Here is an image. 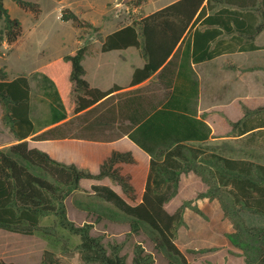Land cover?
Listing matches in <instances>:
<instances>
[{"label":"trees","instance_id":"obj_1","mask_svg":"<svg viewBox=\"0 0 264 264\" xmlns=\"http://www.w3.org/2000/svg\"><path fill=\"white\" fill-rule=\"evenodd\" d=\"M14 1L35 16L41 13L37 2ZM140 3L138 0L135 4ZM60 17L81 30L98 29L69 8H64ZM197 24L205 28L195 27ZM191 29L194 62L213 58L224 49L261 48L252 41L264 29V0H177L145 16L134 15L106 35L101 49L136 47L145 60L133 72L131 85L138 86L114 94L121 89L117 85L108 90L91 87L84 78L82 60L92 52L93 43L81 44L38 70L50 101L49 111L42 117L33 118L31 114L29 77L20 74L10 79L4 68L0 69L1 120L18 139L0 148V229L38 235L53 247L60 246L59 252L45 250L40 264H77L67 256L69 250L60 244L56 229L78 237L75 253L81 264H155L153 255L140 243L134 246L129 263L121 244H105L101 237L91 234V223L76 225L67 216L66 201L81 188L82 179L110 178L127 197L136 200L131 177L117 167L136 162L131 152L113 150L93 173L58 161L30 147L27 141L29 136L110 141L124 135L149 155L140 200L131 204L104 184H92L90 188L128 217L131 233L149 228L157 236V247L168 253V264H187L175 243L177 230L184 224L185 208L203 213L191 200L184 201L173 213L166 203L178 193L182 175L193 172L206 185L197 198L218 201L233 229L226 237L239 250L244 263L264 264V163L226 156L204 145L213 135L203 117L197 116L199 83L190 65L189 40L180 54V44ZM223 31L236 32L238 39L233 41L237 45L220 39ZM21 35L20 20L0 0V48L4 42H16ZM214 42L216 46L211 49ZM243 110L242 119L230 122L232 133L250 134L245 143L252 145L257 141L255 136L264 133V107L250 109L244 105ZM256 114L260 115L253 120L251 116ZM55 123L59 124L37 133ZM259 127L262 129L254 130ZM0 264L14 263L0 259Z\"/></svg>","mask_w":264,"mask_h":264},{"label":"rangeland","instance_id":"obj_2","mask_svg":"<svg viewBox=\"0 0 264 264\" xmlns=\"http://www.w3.org/2000/svg\"><path fill=\"white\" fill-rule=\"evenodd\" d=\"M30 1L40 5L41 13L37 17L30 10L19 6L14 0H4L10 14L20 20L23 31L18 41L19 45L6 44L4 45L5 50L2 48L0 50V67L6 65L10 76L30 68L29 63L18 65L17 58L19 56L25 57L27 54L35 53L29 60L34 66L42 56H44L43 61L48 60L47 54L50 52L52 43L59 42L58 39L68 38L71 34L80 43H98L105 31L129 22L134 15L142 16L148 12L142 0H140L141 8L135 4L138 0ZM64 8H69L82 18L89 20L99 30H80L75 28L71 22H61V11ZM63 43H65L64 40ZM72 46V44H67L63 47L64 54L71 52L69 50ZM135 50L133 47L127 49L125 52L127 62L137 63L138 56H136ZM115 56V54L110 55L109 59L113 62ZM89 57H96L100 63L102 61L101 64L103 65H99V68L108 70L109 77L118 76V81L121 84H125L126 79L131 76L128 75L127 77L129 63L121 69V66L105 65L103 61H105L106 56L91 55ZM258 61L264 65V51L260 53ZM84 62L85 67L89 65L88 60ZM36 71L30 73L33 89V116L42 117L48 111V104L42 100L41 77L37 75ZM91 76L92 69H90L89 78ZM260 80H264L263 70H261ZM234 136L209 139L204 145H209L215 150L218 149L226 156L256 158L257 161L264 163V140L260 145H251ZM11 138V132L2 123L0 116V147L4 146L5 142ZM74 165L83 170H91L76 163ZM106 181L129 203L134 204L140 200L142 189H135L137 199L132 200L111 179L107 178ZM86 185L84 182V186H81L66 201L67 216L71 221L76 225L91 223V234L101 237L105 244L111 242L121 244L122 253L127 256L129 263L133 256L134 246L140 243L146 252L153 255L155 264H168L170 257L164 249L157 247L156 234L147 227L142 228L139 233H131L128 217L112 202L96 195L89 184ZM205 189L206 185L193 172L183 174L178 193L166 203L167 210L173 213L184 201L191 200L192 204L197 205L203 213L201 215L191 208H185L183 213L184 224L177 230L175 243L187 258V264H245L239 250L232 246L226 237V233L233 229L230 221L224 216L218 201L197 198V194L205 191ZM97 214L101 218L98 219ZM55 235L60 244H64L68 248L67 256L71 257L77 264H81L75 253V245L79 242L78 237L58 229L55 230ZM45 250L59 252L60 246L53 247L46 239L38 235H24L0 229V259L14 264H40Z\"/></svg>","mask_w":264,"mask_h":264},{"label":"crops","instance_id":"obj_3","mask_svg":"<svg viewBox=\"0 0 264 264\" xmlns=\"http://www.w3.org/2000/svg\"><path fill=\"white\" fill-rule=\"evenodd\" d=\"M175 1L177 0H142L144 5L146 6V10L148 11L144 13L142 16L152 13L153 11H156ZM138 7L141 8L142 5L139 4ZM229 7L231 8L235 6H229ZM209 13L210 11L208 10L206 16ZM79 17L82 18L81 16ZM82 19H85V18H82ZM85 20L89 21L87 19ZM61 22L67 23L71 21L70 20L64 21L61 19ZM119 27L114 28L112 30L105 31L98 43L87 42V43H93V49H92V52L87 54L82 60V65L85 69L84 78L89 82L90 86L99 88L101 90H108L115 85L121 88L120 90L113 92L112 94L117 93L119 91H124V90L137 87L138 85H135V86L131 85L133 72L135 68L142 67L145 63V60L141 56L139 50L134 46H129L124 49H112L109 51H102L101 46H102L103 39L106 37V35L115 31ZM195 27H198L201 29L205 28L204 26L203 27L198 26V24ZM98 30L99 29H97L96 31ZM20 38L21 36L16 42L10 45L11 46L19 45L18 41L20 40ZM219 38L225 39L231 45H237V42L233 41L234 39L235 40L238 39L236 36V32L226 33L223 31V34ZM63 40L65 43H63ZM187 40H189V46H190L189 52L191 53L190 55L191 69L193 68L194 75L199 83V86H198L199 93H198V98H197V103H196L197 116L203 117L204 121L210 126L211 131H212L211 133L213 135V137H211L210 139H214L217 137L223 138L225 136L235 135L234 137L238 139H243L245 141L246 138L250 134L246 133L244 135H237L236 133H232V126L230 122L231 121L235 122L243 118L244 116L243 106L244 105L250 109H257L259 107H264V80H260L261 70L264 71V65L258 61V57L260 56V53L264 51V29L260 33H258L255 39L252 41L253 44L261 48L254 49V50H225L224 49L222 50V52H219L218 54H216L213 58L205 59V60L197 61V62L192 61V29L186 36L184 42L180 44L181 45L180 54H182V51H184V49L186 48L185 43ZM57 41L59 42L52 43L53 45L50 48V52L47 54V56L49 57L48 60L43 61L42 59L44 56H42L40 57L39 61L36 62L34 66H33V63L29 60H30V57L33 56L35 53L27 54L25 57L19 56L17 58L18 59L17 63L19 66L25 65L26 63L30 64V68L27 69V71L21 70L18 73H15L13 76H10L9 73L7 72L6 65L0 67V69L4 68L7 76L10 79L20 74L27 75L29 77L31 88H32V82L30 78V73L32 71L37 70L36 73L38 76H40V74L38 73L39 69H41L43 66L65 55L64 54L65 52H63L64 50L62 49L67 44L73 45L72 48H70L69 50L71 52L77 49L81 44H84V42L80 43L79 41H76V39H74L71 34L68 36V38L64 37L62 39H58ZM238 43L243 44L242 42L241 43L238 42ZM6 44L9 45V43H6V42L2 44L1 48L3 50H5L4 45ZM215 46H216V42L212 43L211 49H213ZM131 47L136 49L135 54L136 56H138L136 64L127 62L126 60L127 58L125 57V52L127 51V49ZM1 48L0 50H2ZM113 54L116 55L115 56L116 58H113L114 61L112 62V60L109 59V57L110 55H113ZM91 55H94V56L98 55L101 57L106 56L105 58L107 60L105 59V61H103L105 65L121 66V69L125 68L126 65L129 63V70H128L129 72L127 74V77L128 75H131V76L126 79L125 84H121L118 81V76L115 75L114 77H109L108 70L106 69L101 70L99 68V65L100 66L103 65L101 64L102 61L100 63V61L97 60L96 57L90 58L89 56ZM180 59H179V62H180ZM87 60H88L89 65L85 67L84 61H87ZM90 69H92L91 78H89ZM155 77H156V74L152 76V78H155ZM147 82L148 80L140 83L139 86ZM41 88H42V80H41ZM42 92H43L42 100L47 102L48 111H49L50 101L48 97L44 94V91ZM32 100H33V96L31 93V105H32L31 114L33 118H37L33 116ZM0 109H1V106H0ZM0 111H1L0 113H2V110ZM48 111L46 112V114L48 113ZM262 113L264 114V112ZM259 115L260 114L252 115L251 118L255 120L257 119V117H259ZM57 124L59 123H55L50 126L44 127L37 133L45 131ZM257 129H262V128L259 127V128H255L254 130H257ZM11 135H12V138L8 142H5L6 144H4L2 148L8 147L9 145L13 143L18 142V139L16 138V136H14L12 132H11ZM255 138L257 141L253 142L252 145H258V144L260 145L262 140H264V133L257 134ZM27 141L30 147L38 148L48 153L52 158L58 161H61L67 164L76 163L80 165L81 167H85L86 169H91L87 171H91L93 173L98 172L100 165L103 163L105 159H107L110 156L113 150H118L121 152H131L133 156L135 157L136 162L133 164L120 163L117 165V167L120 169L121 173L127 174L131 177V184L133 185L134 189L143 190L144 188L145 180H146V176L148 172V166H149V155L144 150H142L137 144H135L127 135H124L120 138L110 140V141H97V140H88V139L74 138V137L36 139V138H33V136H29L27 138ZM251 159L256 160V158H251ZM106 179L107 177L100 179V180L82 179L81 186H84V182H86L87 185L89 184V186H91L92 184L108 185ZM125 200L128 201L127 199Z\"/></svg>","mask_w":264,"mask_h":264}]
</instances>
